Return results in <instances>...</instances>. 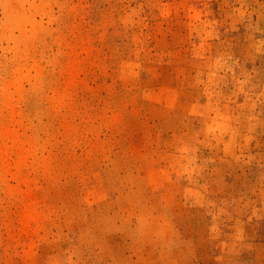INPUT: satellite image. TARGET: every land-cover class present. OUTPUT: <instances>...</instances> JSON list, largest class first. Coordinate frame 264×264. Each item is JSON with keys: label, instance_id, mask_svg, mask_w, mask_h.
<instances>
[{"label": "rangeland", "instance_id": "374dc122", "mask_svg": "<svg viewBox=\"0 0 264 264\" xmlns=\"http://www.w3.org/2000/svg\"><path fill=\"white\" fill-rule=\"evenodd\" d=\"M0 264H264V0H0Z\"/></svg>", "mask_w": 264, "mask_h": 264}, {"label": "bare ground", "instance_id": "6f19581e", "mask_svg": "<svg viewBox=\"0 0 264 264\" xmlns=\"http://www.w3.org/2000/svg\"><path fill=\"white\" fill-rule=\"evenodd\" d=\"M13 11V10H12ZM13 16H14V19L16 20V24L18 23V25H20L21 24V26H22V22L26 19V18H28V17H26L25 15H24V13L23 12H21V11H19V10H16L13 14H12ZM12 22H14V21H12ZM26 23H28V20L27 21H25V23L23 22V25L24 24H26ZM19 27V28H22V27ZM24 27V26H23ZM31 29H32V27H31ZM34 29H35V31H36V28L34 27ZM23 30H25V29H23Z\"/></svg>", "mask_w": 264, "mask_h": 264}]
</instances>
